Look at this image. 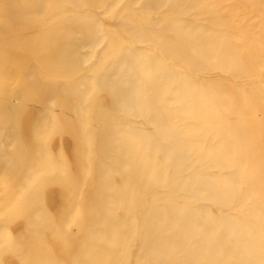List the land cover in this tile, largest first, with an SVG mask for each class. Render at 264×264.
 Segmentation results:
<instances>
[{"label":"rangeland","instance_id":"obj_1","mask_svg":"<svg viewBox=\"0 0 264 264\" xmlns=\"http://www.w3.org/2000/svg\"><path fill=\"white\" fill-rule=\"evenodd\" d=\"M2 1L0 264H264V0Z\"/></svg>","mask_w":264,"mask_h":264},{"label":"bare ground","instance_id":"obj_2","mask_svg":"<svg viewBox=\"0 0 264 264\" xmlns=\"http://www.w3.org/2000/svg\"><path fill=\"white\" fill-rule=\"evenodd\" d=\"M5 1H7V0H4V1H2L1 3H6ZM3 22H4V24L6 25V20H5V19H3Z\"/></svg>","mask_w":264,"mask_h":264}]
</instances>
